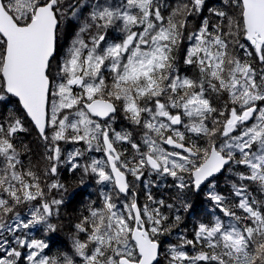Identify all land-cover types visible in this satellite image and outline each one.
Instances as JSON below:
<instances>
[{
	"label": "snow or ice",
	"instance_id": "1",
	"mask_svg": "<svg viewBox=\"0 0 264 264\" xmlns=\"http://www.w3.org/2000/svg\"><path fill=\"white\" fill-rule=\"evenodd\" d=\"M0 264H264V0H0Z\"/></svg>",
	"mask_w": 264,
	"mask_h": 264
},
{
	"label": "trees",
	"instance_id": "2",
	"mask_svg": "<svg viewBox=\"0 0 264 264\" xmlns=\"http://www.w3.org/2000/svg\"><path fill=\"white\" fill-rule=\"evenodd\" d=\"M25 141L26 142H30V143H35V137L32 135H28L25 136ZM69 180L71 179V177L68 178ZM167 183H171V180L169 179V181H167ZM218 186L222 191H227L228 190V186L225 184L224 182V177H219L218 178ZM72 191V189H70V192ZM158 193L159 192H164L166 194H171L172 193V189H168V188H160L156 190ZM87 192L90 194H93V198H94V192L95 190L91 187H89L87 189ZM79 199L80 197H76L75 199L70 200V202L68 203L67 207L64 209L65 212V220L69 217V216H74L76 211L79 209L80 204H79ZM84 199H87V197L85 196ZM202 209L198 208V212L201 211ZM183 227V225H182ZM57 237V245L61 246V243L63 244V246L61 247V250H64L65 247H68V240H67V228H65L63 231L59 232L56 234ZM171 239H175V237H172ZM57 249L53 248V252H55Z\"/></svg>",
	"mask_w": 264,
	"mask_h": 264
}]
</instances>
